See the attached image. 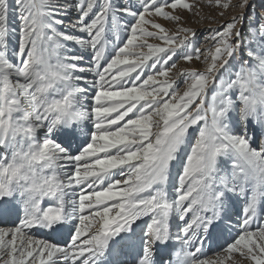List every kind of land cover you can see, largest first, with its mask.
<instances>
[{
    "label": "snow or ice",
    "instance_id": "snow-or-ice-1",
    "mask_svg": "<svg viewBox=\"0 0 264 264\" xmlns=\"http://www.w3.org/2000/svg\"><path fill=\"white\" fill-rule=\"evenodd\" d=\"M0 264H264V0H0Z\"/></svg>",
    "mask_w": 264,
    "mask_h": 264
},
{
    "label": "rangeland",
    "instance_id": "rangeland-1",
    "mask_svg": "<svg viewBox=\"0 0 264 264\" xmlns=\"http://www.w3.org/2000/svg\"><path fill=\"white\" fill-rule=\"evenodd\" d=\"M239 2V0H232V3L233 4H237ZM260 0H257V3H259ZM200 8L202 9V14L205 15V16H209V17H214V20L212 21H209V20H205L202 24L200 25H196L194 23V18L187 12H184L183 13V16L185 17V19L187 20L188 24L190 26H193V27H197L198 30L201 32V33H206L207 30L211 27H217L218 26V23H223L225 21H227L231 15L235 14V12H238L239 9L236 8V9H232L230 8L224 17H220L217 15V13L219 11H221V9H217V8H209L207 7L205 4H203L202 2L200 3ZM163 23V21H162ZM169 27H172V25H168ZM181 67H183L184 65L181 64L180 65Z\"/></svg>",
    "mask_w": 264,
    "mask_h": 264
}]
</instances>
